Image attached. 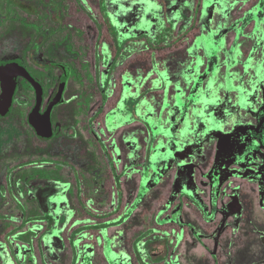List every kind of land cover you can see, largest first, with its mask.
I'll return each instance as SVG.
<instances>
[{
	"label": "rangeland",
	"instance_id": "obj_1",
	"mask_svg": "<svg viewBox=\"0 0 264 264\" xmlns=\"http://www.w3.org/2000/svg\"><path fill=\"white\" fill-rule=\"evenodd\" d=\"M80 1L93 19L67 0L70 9L59 27L47 14L27 15L17 8L0 27V54L12 55H24L32 45L28 24L52 31L53 56L71 67L66 100L81 136L73 145L81 159L76 198H93L86 209L74 199L75 210L65 212L58 195L51 196L55 221L49 231L29 203L36 216L27 219L24 230L32 235L13 251L15 258L24 254L31 264H209L206 252L223 261L252 242L253 253L264 259V0H199L195 20L191 11L198 0H105L123 48L106 95L102 92L105 98L99 86L117 42L97 0ZM166 16L170 43L159 29ZM49 47L40 50L44 57ZM137 94V105L134 99L122 102ZM135 108L144 122L132 114ZM254 130L260 143L236 161L243 149L235 155L232 149L241 140L249 142ZM99 142L120 173L119 198ZM80 149L88 150L87 159ZM45 173L53 179L51 167ZM73 191L71 183V196ZM8 227L0 220V241ZM144 231L147 238L169 239L165 261L146 259L144 239L138 243L142 262L136 259L133 239ZM228 247L232 252L225 254ZM0 256L16 262L8 251L0 250Z\"/></svg>",
	"mask_w": 264,
	"mask_h": 264
},
{
	"label": "flooded vegetation",
	"instance_id": "obj_2",
	"mask_svg": "<svg viewBox=\"0 0 264 264\" xmlns=\"http://www.w3.org/2000/svg\"><path fill=\"white\" fill-rule=\"evenodd\" d=\"M66 1L67 0H3L0 12V27H3L8 23V13L10 10H13V8H17L27 15L41 13L47 14L48 17L59 27L61 26L62 21L65 20V15L70 9V6ZM74 3L78 7L79 12H81L85 18L93 19L90 12H88L80 0H74ZM97 4L100 15L103 18L105 25L108 27L107 29L111 33V38L113 41L117 42L115 53L102 78V84L99 86L100 90H102V97L105 98L102 92H105L108 87L110 73L113 67L117 64L118 58L122 55L123 48L121 46L122 42L117 41L111 19L108 17V13L104 9L105 0H97ZM198 6L199 0L192 6L193 8L191 12L193 20L196 18ZM245 15L247 16V14ZM249 21L250 20L246 18L244 26ZM192 23L194 22H191L189 27L193 26ZM28 25L34 30V35L31 38L32 45L29 47V50L25 51L26 53L24 52V55H12L11 51L1 53L0 65L11 61H18L33 80L38 83L42 92L41 102L38 107V116L41 117L47 110H49L48 117L50 120L51 135L48 137L38 135L35 127L30 123V114L36 102V89L25 77L21 75L16 76L11 102L6 109H3V111L0 112V220L9 223V227L2 231L3 235L0 241V250L8 251L13 256V251L23 247L24 242L29 243L32 235L28 230H24V223L27 219L36 216L28 210L29 203H32V208L34 206L36 210L39 211L40 214L38 215V218H40L41 221H44V223H47L45 231H49L50 228L53 227L55 221L54 214L52 213L49 204V198L51 196L58 195L59 202L64 203L65 205V212H67V210L68 212L75 210L73 204L74 199L78 201L82 200L81 198H76L77 189H80L78 188L79 181L77 179L78 174L76 171L77 163L81 160L78 157L79 154H77V151L79 150L77 147L79 146H73L81 136L76 134V125L71 121V112L73 111L72 105L70 101L67 103L66 100L71 67L66 62L56 61L55 56L57 53L54 52V44L48 43L50 42V37H52V31L39 28L38 23ZM162 25L163 26L159 28L161 32H163L162 38H168L170 41L167 43L172 42L173 36H170L171 20H169L168 16L165 17ZM158 37L157 34L154 39L160 41ZM145 42L150 45H155L153 40H150L148 37L145 38ZM44 46H50V55L48 57H44V53L40 52ZM54 54L55 56H53ZM160 85H163L162 78H160ZM60 88V100L57 103L51 104ZM2 98L3 88L0 81V101ZM127 99H134V102L137 105L140 101V95L125 96L122 98V102ZM132 110L133 109L130 110L131 113ZM97 114L98 110L94 111L90 116L89 121H93L97 117ZM132 114H137L141 118V121L144 122L143 118L137 113V108L134 109V113ZM135 118L136 117H134L133 120H136ZM261 118H264V112L261 115ZM262 119L260 120L261 122L259 121V124L262 123ZM147 126L149 127L148 123ZM148 131L152 133L151 128L148 129ZM259 136V133L254 130L251 132V139L249 142L244 143L241 140L240 143L232 149L234 155L240 152L238 150L243 149L242 154L239 157L236 156V161L241 160L250 150H252L253 146L260 143ZM45 143H50L52 146L47 150L40 148V145H45ZM100 148L106 156L112 174L113 184L117 190V198H119L121 186L120 173L114 165H112L113 161L109 157L106 145L100 143ZM33 149L35 150L33 151ZM80 150L84 153L83 159H87V157H89L88 150ZM83 153L81 154L83 155ZM217 160L219 162H224L225 159H222V156H218ZM145 163V165H147L148 161ZM48 167H51L53 179L45 177V171L49 170ZM50 181H53V185ZM71 183L74 189V194L72 196L70 192ZM139 193L140 191L137 193L138 196ZM92 199L93 198L89 196L86 200H82L84 209H86V201L91 202ZM116 207L117 206H115V208ZM199 207L202 208L200 204ZM212 210H214V205L210 210L211 213H213ZM128 213V211L123 212L122 216L119 217L120 220L124 219ZM100 225H104V223L100 222ZM148 235L149 232L147 233L144 231L133 239V251L136 259L142 262L138 243L144 239L142 246L145 245V250L147 252L146 259L151 261H165L169 251V239L165 236H163V238L159 236H157L158 238H147L146 236ZM196 240H200V238ZM213 241L214 247L217 250L219 247L217 236L213 238ZM37 244L39 245L38 242ZM203 244L207 251L208 248L206 244ZM250 245H252V242H250ZM250 245L244 243L238 248L239 251L234 253L233 258L227 255V258L224 256L223 261L221 259L219 260L217 256L214 257L212 252H206L205 256L210 257V260L208 261L209 264H264V259L253 253V248ZM201 250L202 249H199L200 254H202L204 249ZM224 252L225 254L227 252L231 253V247H228ZM15 256V264H31L32 260L29 256L25 259L24 254L22 255V258L18 259H16ZM8 263L9 261L6 258L0 256V264ZM172 264L176 263L172 262Z\"/></svg>",
	"mask_w": 264,
	"mask_h": 264
},
{
	"label": "water",
	"instance_id": "obj_3",
	"mask_svg": "<svg viewBox=\"0 0 264 264\" xmlns=\"http://www.w3.org/2000/svg\"><path fill=\"white\" fill-rule=\"evenodd\" d=\"M21 75L25 77L36 89V102L35 106L30 114V123L35 127L38 135L42 137H48L51 135L50 120L48 117V111L41 117L38 116V107L41 102V89L40 86L33 78L25 71L20 62L11 61L9 63L0 65V81L3 88V98L0 101V112L6 109L11 102L12 94L14 91V81L16 76ZM61 88L52 101L51 104L57 103L60 100ZM50 104V105H51ZM221 174V170H218Z\"/></svg>",
	"mask_w": 264,
	"mask_h": 264
},
{
	"label": "trees",
	"instance_id": "obj_4",
	"mask_svg": "<svg viewBox=\"0 0 264 264\" xmlns=\"http://www.w3.org/2000/svg\"><path fill=\"white\" fill-rule=\"evenodd\" d=\"M104 93V92H103ZM105 94V93H104Z\"/></svg>",
	"mask_w": 264,
	"mask_h": 264
}]
</instances>
